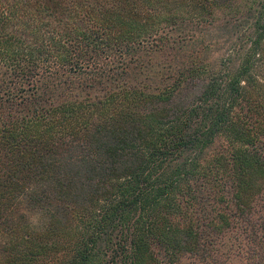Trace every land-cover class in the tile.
I'll return each instance as SVG.
<instances>
[{"label": "trees", "instance_id": "16d2710c", "mask_svg": "<svg viewBox=\"0 0 264 264\" xmlns=\"http://www.w3.org/2000/svg\"><path fill=\"white\" fill-rule=\"evenodd\" d=\"M235 1L0 0V264H264V0L193 42Z\"/></svg>", "mask_w": 264, "mask_h": 264}, {"label": "rangeland", "instance_id": "374dc122", "mask_svg": "<svg viewBox=\"0 0 264 264\" xmlns=\"http://www.w3.org/2000/svg\"><path fill=\"white\" fill-rule=\"evenodd\" d=\"M259 0H236L233 7L226 10H219L215 12V19L212 24H210L209 29H205L201 35H204L200 38V33L194 35V44L196 45L195 52L201 54L202 65L208 66V72L218 70L224 58L228 55H233V51L240 50L245 41H240L241 36L246 35L249 31V26L251 28L253 24V19L245 22L246 17H249L250 11H255V4ZM253 8V9H251ZM237 11H240L237 13ZM248 14V15H247ZM228 23L232 26H238L239 29H230L227 30L226 27H229ZM225 27V28H223ZM246 38V37H245ZM187 42V41H182ZM193 49V48H192ZM189 49V50H192ZM193 53L196 54V53ZM231 61H237V58H233ZM216 72V71H215ZM38 215L36 213H31L28 215L29 219V230H32L33 223L38 222ZM3 238L0 236V242Z\"/></svg>", "mask_w": 264, "mask_h": 264}]
</instances>
